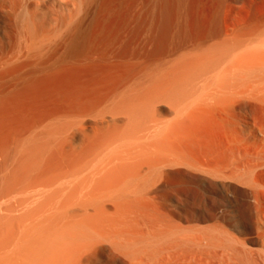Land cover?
<instances>
[{"label":"bare ground","instance_id":"6f19581e","mask_svg":"<svg viewBox=\"0 0 264 264\" xmlns=\"http://www.w3.org/2000/svg\"><path fill=\"white\" fill-rule=\"evenodd\" d=\"M182 26L145 28L164 44L91 102L86 171L0 169V264H264V151H249L244 110L251 36ZM214 126L239 138H206ZM137 237L167 240L138 251Z\"/></svg>","mask_w":264,"mask_h":264},{"label":"rangeland","instance_id":"374dc122","mask_svg":"<svg viewBox=\"0 0 264 264\" xmlns=\"http://www.w3.org/2000/svg\"><path fill=\"white\" fill-rule=\"evenodd\" d=\"M177 21L193 37L250 34L248 147L263 152L264 0H0V169L86 171L91 102L121 77L125 63L146 60L164 44L162 36L146 38L145 28ZM237 135L215 126L204 131L218 143ZM186 191L193 199L207 196L194 186ZM149 240L137 237L132 248L151 252L167 239Z\"/></svg>","mask_w":264,"mask_h":264}]
</instances>
